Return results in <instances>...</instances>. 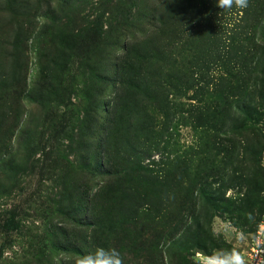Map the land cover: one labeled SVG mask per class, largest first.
Wrapping results in <instances>:
<instances>
[{
  "label": "rangeland",
  "instance_id": "obj_1",
  "mask_svg": "<svg viewBox=\"0 0 264 264\" xmlns=\"http://www.w3.org/2000/svg\"><path fill=\"white\" fill-rule=\"evenodd\" d=\"M165 3L0 0V264H79L98 247L123 264H238L249 253L264 208V48L223 102L206 101L200 127L112 108L117 58L160 26ZM174 3L167 58L178 67L209 59L221 24L243 14ZM208 11L215 26L202 24ZM120 142L130 154L117 155ZM132 149L158 163L160 181L131 172Z\"/></svg>",
  "mask_w": 264,
  "mask_h": 264
},
{
  "label": "trees",
  "instance_id": "obj_2",
  "mask_svg": "<svg viewBox=\"0 0 264 264\" xmlns=\"http://www.w3.org/2000/svg\"><path fill=\"white\" fill-rule=\"evenodd\" d=\"M260 2L261 0H248V6L243 9L237 8L235 3L231 7L221 8L225 10V15L240 11L243 14L236 19L228 18L224 24H221L226 29L225 33L219 38L217 50H210L209 59L199 60L193 64L188 63L187 67H178L173 62L174 60L170 61L167 58L169 53L167 49L172 46L176 33L174 20L172 30L166 32L167 22L173 17H180L178 13L175 14L176 3L174 0H169V3L162 6L160 26H155L154 30L144 33L140 42H135L136 37L133 36L134 42L124 48L125 60L119 64L120 57L117 58L115 75L121 76L122 80L119 81V87L111 99L112 108L118 110L128 104L143 105L144 108H154L162 112L166 121H173L175 115H179L181 119L191 120L200 127L206 120V101L211 97H216V100L211 98V104H216L218 101L223 102L225 92L233 87L228 82L243 81L245 78H242L251 68L249 62L258 52L255 48H264V10H260ZM148 3L149 1L147 5ZM211 5L217 6V0H213ZM205 6L207 7V4ZM212 6L210 9L209 4L207 8L211 11ZM202 11L203 9H200V12ZM210 11L203 13L201 17L202 24L206 22L209 27L212 26L210 24L215 26L217 23L214 21L215 15H211ZM194 14L197 15L196 12ZM232 24L236 26V31H234L235 28H230ZM192 26L191 22L189 27ZM189 30L185 29V31ZM260 34L259 42H257L256 38ZM255 62L260 64L259 61ZM121 121L122 118L119 117L116 123L122 126L119 124ZM147 121L149 128H147L146 135L155 141L154 145H158L157 140L164 139V132L156 130V118L148 112ZM123 144L118 143L121 148L117 151V155L131 153ZM149 148L150 146L146 148L148 152ZM128 160L129 169L131 172H137V177L141 173L146 176L150 175L149 182L152 184L156 182V179L158 181L162 179L158 176L160 174L155 172V165L158 163L150 161L149 164H142V157L135 154L134 149ZM259 223L258 221L256 227Z\"/></svg>",
  "mask_w": 264,
  "mask_h": 264
},
{
  "label": "clouds",
  "instance_id": "obj_3",
  "mask_svg": "<svg viewBox=\"0 0 264 264\" xmlns=\"http://www.w3.org/2000/svg\"><path fill=\"white\" fill-rule=\"evenodd\" d=\"M233 3L241 9L248 6V0H217V6L220 8L231 7ZM79 264H123V260L117 249L98 247L95 251L82 256Z\"/></svg>",
  "mask_w": 264,
  "mask_h": 264
},
{
  "label": "built area",
  "instance_id": "obj_4",
  "mask_svg": "<svg viewBox=\"0 0 264 264\" xmlns=\"http://www.w3.org/2000/svg\"><path fill=\"white\" fill-rule=\"evenodd\" d=\"M258 227L259 230L252 239L249 253L244 259L242 258V264H264V213Z\"/></svg>",
  "mask_w": 264,
  "mask_h": 264
}]
</instances>
